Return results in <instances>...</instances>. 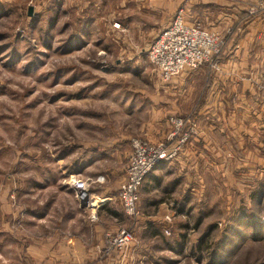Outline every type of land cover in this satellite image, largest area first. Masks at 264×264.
Returning <instances> with one entry per match:
<instances>
[{
	"label": "rangeland",
	"instance_id": "rangeland-1",
	"mask_svg": "<svg viewBox=\"0 0 264 264\" xmlns=\"http://www.w3.org/2000/svg\"><path fill=\"white\" fill-rule=\"evenodd\" d=\"M259 1L239 0L243 8H211L204 16L183 0H0L1 259L16 247L68 236L52 230L64 227L73 207L71 175L84 152L93 158L105 149L123 151L148 133L167 139L180 118L196 133L172 164L190 150L188 166L159 177L161 187L153 177L145 184L139 210L156 217L143 223L170 230L158 241L172 246L167 255L175 264H264V20L256 56L236 62V71L223 69L230 59L222 48L219 72L205 65L164 82L148 58L180 10L188 25L235 15L236 30L264 16L247 13ZM122 160L106 156L78 178L100 196L93 177L105 176V189L118 195ZM172 182L182 211L162 192ZM142 218L122 227L134 238L127 254Z\"/></svg>",
	"mask_w": 264,
	"mask_h": 264
},
{
	"label": "crops",
	"instance_id": "crops-1",
	"mask_svg": "<svg viewBox=\"0 0 264 264\" xmlns=\"http://www.w3.org/2000/svg\"><path fill=\"white\" fill-rule=\"evenodd\" d=\"M183 2L185 4L183 6L185 7L197 8L198 10H203V13H206L204 14V16L208 14V11L211 8H227V7H234L236 5H237L236 8L238 9L243 8L242 6L240 7V4H238L239 0H183ZM232 17H236V16L222 15L216 21L214 20V22L209 23L208 21H203V22L200 21V23L203 26H205V28L209 31L219 33L221 36L225 35L223 36L224 39L225 37H227L226 38L227 40L225 39V44L223 46V49H224V56L226 58H229L230 62L225 64L223 69L226 70V68L229 69L232 68L233 70L236 71L238 61L243 62L244 57L253 58L256 56L257 54L256 51L259 50V47L256 48L254 42L256 41V37H258L261 34L259 33V35L257 36V33L260 32L261 28L263 27L262 21L264 20V16L262 15V17L254 18L253 20L247 22L245 24L247 26L243 27L244 30L242 28L243 23L241 24L240 22L239 24H241V28L236 29L238 31L241 30L242 32L240 33L239 32L237 33L234 28V24L237 18L233 20ZM198 19L201 20L200 18ZM235 26L238 27L237 24ZM230 32H233V34L227 36V34ZM260 57H264V54H262V56ZM229 69L228 71H230ZM187 73H192V71L188 70L181 73L180 75L182 77L184 75L185 77H187ZM169 134L170 133H167V136ZM147 140H149L152 143H161V142H167L168 138L157 140V138L152 136L151 133H148ZM116 148L117 147L115 148L112 147L111 149H116ZM88 149L89 146L88 147L85 146L84 150L86 151ZM120 150L122 151V146H120L119 150L116 149L114 151L105 149L104 151L102 150L94 153L93 158L88 157L90 156L91 152H84V155L80 157L81 168H79L78 170H74L73 175L71 176L73 178L74 175L76 177H81V176L87 177L88 171H90V169L93 170L95 167H97V165L100 162L104 163L103 159L105 160L106 156L116 157V159L118 158L122 160L121 156H118ZM189 151L190 150H188L186 152V155H184L186 158L184 157L181 161L174 164L162 163L155 169V171L153 170L145 178L144 183L140 190V196L145 184L149 185L154 180L157 181L158 186L161 187L162 183L159 177H165V176L166 177L168 176V178L174 177L175 175L173 174H176V172H173L174 168L185 169L186 166H188L187 158L189 157ZM131 152H132V144L130 143L129 145V143H127V145H125L124 147V150L122 151V153H124L125 156H123L124 159L122 160L121 163L122 164L121 172L124 173L123 175L124 180L126 176L125 166L131 155ZM91 155H93V153ZM179 175H183V173L181 172V174ZM152 177L153 180H150L152 179ZM93 178L94 181L92 180L93 181L92 183L98 185V188H101L102 191L100 193V196L105 202L103 208L98 212V221L96 222L91 221L89 219L87 211H83L81 208L79 210L80 206L77 203L75 194L72 192L71 195L73 197V207L70 208L69 211L64 215L63 218L64 229L61 228L62 226L58 225L55 226L56 228L52 230V232L55 233L63 232L68 236H66L64 239H59L58 236H56V238L54 239L52 238L53 239L52 241H47V242L43 240H39L35 244L34 243L28 244L25 245V247L22 246L21 248L23 249L21 251H17L16 250L17 247H16L13 251L8 253L10 255L6 256L5 259H1L0 256V264H30V260L36 264H175L169 261L167 255L169 248L172 246L166 244L167 243L166 241H165V245L161 244V242L158 241L159 238H163V235L164 236L170 235V230L166 229V227L164 226L161 227L159 225L161 227L159 228V226L155 224L148 225L143 223L145 221H148L145 220V218L152 219L156 217L155 213H150L149 208H147V211L144 212L140 217V218L142 217L145 218L139 220L141 223L136 225L135 228L133 229L137 240L132 245L130 253L123 255L120 252H116L112 254H106L102 252L105 232L107 231L115 232L118 229L126 226L125 224H127L130 220L124 214L121 203L118 201L117 192L109 189H105V185L106 186L109 185L110 180L106 179L105 176L102 175H97L94 176ZM85 179L89 180V178H85ZM177 185H178L177 182H172V184L169 185L172 187V189L163 190L162 192L168 195L170 194V196H172L173 199H177L176 196L180 192L177 190H173L176 188ZM179 187L181 186L179 185ZM157 188L158 187L147 189L148 192L147 194L157 193L156 190H159ZM176 201H177V205H175L174 208H178L179 211H182L183 208H179V206L181 205L180 204L181 199L178 198ZM163 204L165 203L163 202ZM37 217H38V221H40V223L42 222L45 223L43 224V226L45 225L46 227V222H45V219L47 218L46 213L39 212ZM62 222L63 220H61V223ZM47 229L49 228L47 227ZM167 231L168 234H166ZM142 233L144 235L143 236L144 239L143 237H141ZM12 244L14 243L13 242L11 243V246L13 247Z\"/></svg>",
	"mask_w": 264,
	"mask_h": 264
},
{
	"label": "built area",
	"instance_id": "built-area-1",
	"mask_svg": "<svg viewBox=\"0 0 264 264\" xmlns=\"http://www.w3.org/2000/svg\"><path fill=\"white\" fill-rule=\"evenodd\" d=\"M261 11H264V0L251 5L247 13L256 17ZM175 15L148 50L149 61L162 80L170 82L185 71H196L205 65L212 71L219 72L222 63L218 56L224 45L223 36L203 28L199 23L188 25L183 10ZM188 124L185 119L173 120L174 132L164 143H152L145 139L132 141L125 180L118 193V201L130 220L136 221L141 216L140 190L145 178L162 163L176 161L182 147L195 135L194 129L187 128ZM70 185L80 208L88 212L91 221H98V212L105 205L104 200L91 192L88 182L78 177H74ZM166 220L171 221L170 217ZM104 237L102 252L106 254H127L134 240L130 228L107 231Z\"/></svg>",
	"mask_w": 264,
	"mask_h": 264
},
{
	"label": "water",
	"instance_id": "water-1",
	"mask_svg": "<svg viewBox=\"0 0 264 264\" xmlns=\"http://www.w3.org/2000/svg\"><path fill=\"white\" fill-rule=\"evenodd\" d=\"M33 13H34V8H33V9L30 8V10H29V12H28V15H29L30 17H32V16H33Z\"/></svg>",
	"mask_w": 264,
	"mask_h": 264
}]
</instances>
